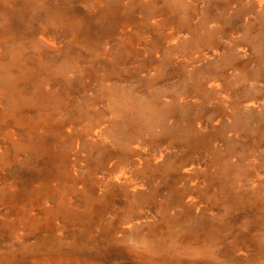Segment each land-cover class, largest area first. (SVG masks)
Wrapping results in <instances>:
<instances>
[{"label": "rangeland", "instance_id": "rangeland-1", "mask_svg": "<svg viewBox=\"0 0 264 264\" xmlns=\"http://www.w3.org/2000/svg\"><path fill=\"white\" fill-rule=\"evenodd\" d=\"M0 264H264V0H0Z\"/></svg>", "mask_w": 264, "mask_h": 264}]
</instances>
